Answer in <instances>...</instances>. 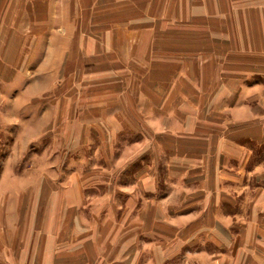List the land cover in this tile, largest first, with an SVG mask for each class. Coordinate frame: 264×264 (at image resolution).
I'll list each match as a JSON object with an SVG mask.
<instances>
[{"label": "rangeland", "instance_id": "obj_1", "mask_svg": "<svg viewBox=\"0 0 264 264\" xmlns=\"http://www.w3.org/2000/svg\"><path fill=\"white\" fill-rule=\"evenodd\" d=\"M165 3L163 6L167 8ZM245 3L258 4L260 12L250 11V6ZM237 7L247 10L239 11ZM191 8L195 12L190 14L200 22L186 24L187 21L182 19ZM159 14L163 19L167 18L166 10ZM180 16L179 23L185 27H181V33L176 35L180 37V46L201 49V56L211 53V65L204 71V74L210 71L207 80L211 87L201 86L205 75L199 74L194 79L196 87L193 83L192 87L190 85L191 76L179 79L180 76L175 75L162 77V87H141L140 80L144 76L137 73L148 72L147 65L129 66L133 76H129L130 71L124 66L126 76H118L122 87H80L81 76L74 75L66 76L63 84L60 82L62 77H53L46 87V73L41 67L43 58L14 61L2 58L5 55L2 52H7L10 29L0 28L2 212L19 211L13 204L24 195L21 194L23 187L38 189L42 181L47 182L46 189L51 187L52 190L78 184L83 188L84 199L82 205L75 204L76 208H70L73 205L70 204L69 227L76 226L75 214L78 213L95 219L100 229L114 227L119 231L117 239L122 240L124 224L132 219V226L138 228L139 213L148 202L164 203L173 208L179 206L178 181L205 180L213 172L215 178L223 180L224 177L219 175L227 171L228 177L240 178L237 184L229 185L230 191L237 193L247 185L246 177L254 174L246 173L248 165L243 166L244 159L241 167L231 159L234 152L243 154L241 151H246V148L236 147L234 142L248 141V148L253 144L255 154L262 159L264 139L246 140L256 125L251 121L234 124L230 121L229 105L223 109L216 104H219L220 95H227L224 101L231 103L234 94L231 91L225 93L224 88L218 86L226 83L229 89L240 87L243 73L256 61L247 57L248 52L241 51L257 40L258 46L263 42L260 50L264 51V35L253 34L258 22V31L264 33V0H190L189 4L184 0ZM56 30L58 33L59 29ZM193 30L206 31L211 37L209 40L192 37ZM96 34L90 28L83 29L84 36ZM187 36L192 41L189 44L186 43ZM30 47L36 49L33 45ZM167 48L165 45L164 55L170 60L171 53ZM195 54L187 52L181 69L201 67L204 60ZM102 55L106 62L110 61L107 51ZM128 76L130 84L127 86ZM254 77L264 80L261 75ZM253 80L249 77L247 82ZM120 82L118 86H121ZM74 84L75 87H71ZM251 104L256 105L264 117V92L258 98L254 96ZM215 137L225 140L219 145L222 152L212 150ZM252 159L255 158L249 159L247 164H251ZM260 167L264 171V164ZM5 182L8 185L20 182L16 185L22 189L18 192L16 186L11 188L12 191L5 189ZM43 202L37 204L36 216L39 211L45 213L46 202Z\"/></svg>", "mask_w": 264, "mask_h": 264}, {"label": "crops", "instance_id": "obj_2", "mask_svg": "<svg viewBox=\"0 0 264 264\" xmlns=\"http://www.w3.org/2000/svg\"><path fill=\"white\" fill-rule=\"evenodd\" d=\"M145 1L0 0V28L10 29L7 52H2L5 54L2 58L11 61L43 58L41 67L46 73V87L56 76L62 77L60 82L63 84L68 75L81 76L80 87H122L118 76H126L124 66L130 71L129 66L141 65L149 68L148 72L137 73L144 76L140 80L141 87H162V77L174 75L180 76L179 79L191 76L190 85L192 87L193 83L196 87V74L205 75L202 87H211L207 80L210 71L204 74L211 65V53L201 56V49L181 47L180 37L176 36L185 28L179 23L184 0ZM164 1L167 8L163 6ZM187 2L189 4L190 0ZM126 4L130 6H122ZM245 4L250 6V11L260 12L258 4ZM164 10L167 12L165 19L159 14ZM190 10L182 19L187 21L186 24L198 21L190 14L195 10ZM236 10L246 11L247 8L237 7ZM258 25L259 22L253 34L264 35L258 31ZM89 28L97 36H84L83 29ZM56 29H59L58 33ZM187 37L189 44L192 41L190 36ZM192 37L209 40L211 34L193 30ZM250 44L241 52H248L247 57L257 62L253 61L251 69L245 70L240 87L229 89L226 83L218 86L223 87L225 93L231 91L234 94L231 103L224 101L227 95H220L216 105L223 109L229 105L230 121L234 124L251 121L256 125L249 135L241 137L260 140L264 139V117L251 103L254 96L258 98L264 92V80L258 81L254 77H264V70H261L264 61L258 62L264 60V51L260 50L262 45L258 46V40ZM32 45L36 49L30 47ZM165 45L171 53L170 60L165 59ZM106 51L108 62L102 55ZM188 51L197 53L198 59L204 60L201 67L181 69ZM128 74L133 76L131 71ZM249 77L255 81L248 83ZM15 83L16 79L11 85ZM221 90L215 91L220 93ZM224 141L215 137L212 150L222 152L219 145ZM247 143L236 140V147L246 148V151L231 155L239 167L244 159L243 166L248 165L246 173L254 174L246 177L247 185L242 186V190L237 193L229 190V185L237 184L240 178L228 177L225 170L224 175H219L224 177L223 180L215 178L213 172L205 180L178 181L179 206L173 208L164 203L148 202L139 213L138 228H134L132 219L127 217L129 222L124 224L122 240L117 239L119 231L114 227L100 229L95 219L78 213L75 214L76 226L69 227L70 204H73L70 208H76L83 203L80 185H64L59 190H52L51 187L46 189L47 182L42 181L38 189L23 187L21 194L24 195L13 204L19 211L0 210V264H264V171L260 169L264 157H258L253 144L248 148ZM227 153L223 155L227 156ZM251 158L255 159L247 164ZM13 183L5 182V189L11 190L15 186L17 192L22 189L17 186L20 182ZM43 201L46 211L44 214L39 211L36 216L37 204ZM169 209L173 211L169 212ZM41 219L44 222L40 223Z\"/></svg>", "mask_w": 264, "mask_h": 264}]
</instances>
